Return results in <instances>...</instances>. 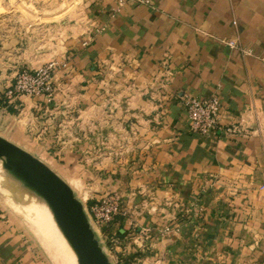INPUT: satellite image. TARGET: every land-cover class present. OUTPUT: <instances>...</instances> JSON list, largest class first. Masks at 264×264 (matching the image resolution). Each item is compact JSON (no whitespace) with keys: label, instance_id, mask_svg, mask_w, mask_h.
Listing matches in <instances>:
<instances>
[{"label":"crops","instance_id":"crops-1","mask_svg":"<svg viewBox=\"0 0 264 264\" xmlns=\"http://www.w3.org/2000/svg\"><path fill=\"white\" fill-rule=\"evenodd\" d=\"M64 5H10L28 43L58 30L45 51L27 50L28 63L68 66L51 101L9 99L14 73H0V135L73 189L82 183L70 172L106 171L90 202L122 195V215L92 224L112 264H264V0H82L84 22L71 35ZM183 95L217 97L221 123L237 133H191ZM120 123L123 160L114 157ZM0 264H45L1 200Z\"/></svg>","mask_w":264,"mask_h":264},{"label":"rangeland","instance_id":"rangeland-1","mask_svg":"<svg viewBox=\"0 0 264 264\" xmlns=\"http://www.w3.org/2000/svg\"><path fill=\"white\" fill-rule=\"evenodd\" d=\"M24 0H0V73L5 75H12L15 76L16 72L22 68H38L41 65H44L50 61H40L37 62V65L34 67L29 62L28 63V55L27 50L33 49L35 51H45L46 46L49 45V42L54 41L55 34H57L58 30L53 31L51 30V37H47L44 39V36L39 34L36 36L33 40V42L28 43L26 41V31L25 28H21L19 26L20 21L13 20L10 5L13 4H22ZM58 1V0H56ZM65 1V5L62 8L61 11V18L66 17V29L68 34H74L79 29L78 23L83 24L84 21H81L84 17V13H80L78 10V2L80 3L82 0H61V2ZM77 6V7H76ZM77 8V10H76ZM40 16L42 17V14L36 13L35 17L36 19ZM58 16V18H60ZM85 28V27H84ZM56 32V33H55ZM23 36V39H20L18 44L12 42L13 40H16V36ZM22 41V42H21ZM50 42V43H51ZM56 43V42H54ZM39 59L38 57H34ZM36 59V60H37ZM14 78V77H13ZM116 114H122V110L119 112H116ZM120 129H117L116 132L118 133V139L116 140V148L118 149L116 154H114V157L118 160H123L125 158L123 156L122 151V145L128 144L127 139H121L122 130L125 129V124L120 123L119 124ZM107 127L102 125L103 132H106ZM136 129V128H135ZM58 135V134H56ZM38 137V136H36ZM39 138V137H38ZM43 136H41V139H37V143L39 145L44 144ZM59 139L56 138V144L59 143ZM105 142V143H104ZM124 143V144H123ZM103 145H106V140L103 141ZM58 150H55L54 152H57ZM51 152L50 156L54 157V159H58L59 156H54ZM48 156V155H47ZM88 163L92 160L91 156L88 155ZM45 157V155H44ZM49 157V156H48ZM92 166L88 165L86 169L77 171V172H70L72 175H74V178L81 179L80 181H74L72 182L74 184V189L77 192L78 196L82 199L90 200L93 194H97L100 192L102 188L100 186H93L96 184L93 179L97 176H100L101 173L105 174L106 171L98 172L91 169ZM67 173V172H65ZM83 180V181H82ZM0 200L3 202L4 206L12 212L13 215L18 219V225L21 227V230H23L24 233H26L29 242L33 245H35V248L37 251H39L43 256V261L45 264H56V262L53 260L49 249L47 247V244L41 239L40 235L37 233L36 230H34V225L31 221H29V218H27L22 211L25 210V207L27 205H40L38 201H40V198L30 192L29 190L25 189L21 185H19L16 182L7 180L4 178V176L0 173ZM39 203V204H38ZM16 206V208H15ZM20 212V213H19ZM25 218V219H24ZM29 224V225H28ZM42 244V245H41ZM46 249V250H45ZM51 258H50V257ZM52 259V260H51Z\"/></svg>","mask_w":264,"mask_h":264},{"label":"water","instance_id":"water-1","mask_svg":"<svg viewBox=\"0 0 264 264\" xmlns=\"http://www.w3.org/2000/svg\"><path fill=\"white\" fill-rule=\"evenodd\" d=\"M0 173L46 204L78 264H112L69 182L41 158L1 135Z\"/></svg>","mask_w":264,"mask_h":264},{"label":"built area","instance_id":"built-area-1","mask_svg":"<svg viewBox=\"0 0 264 264\" xmlns=\"http://www.w3.org/2000/svg\"><path fill=\"white\" fill-rule=\"evenodd\" d=\"M126 3L142 4L150 6L152 0H120V5ZM100 31L102 27H96ZM89 40L83 42L87 45ZM221 42L230 48H238L243 53L249 52L239 46L234 39H221ZM67 61L52 60L38 68H22L13 78V83L5 92L9 99L16 97H40L44 96L51 101L56 93V72L60 68H66ZM190 122V132L200 136L235 134V126H224L220 121L221 104L217 97L202 98L190 95L181 97ZM264 189V182L261 186ZM91 224L98 228L109 226L119 215L123 214L122 195L119 192H110L93 202L82 199ZM168 230V229H166Z\"/></svg>","mask_w":264,"mask_h":264},{"label":"bare ground","instance_id":"bare-ground-1","mask_svg":"<svg viewBox=\"0 0 264 264\" xmlns=\"http://www.w3.org/2000/svg\"><path fill=\"white\" fill-rule=\"evenodd\" d=\"M38 202L40 205H27L22 213L29 218V221L34 225V230L37 231L41 239L47 244L56 264H78L73 250L58 229L46 204L41 200Z\"/></svg>","mask_w":264,"mask_h":264}]
</instances>
